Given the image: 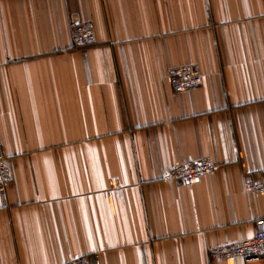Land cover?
<instances>
[{"label":"crops","instance_id":"obj_1","mask_svg":"<svg viewBox=\"0 0 264 264\" xmlns=\"http://www.w3.org/2000/svg\"><path fill=\"white\" fill-rule=\"evenodd\" d=\"M184 65L201 82L174 93ZM0 146V264H247L207 251L264 218V0H0Z\"/></svg>","mask_w":264,"mask_h":264},{"label":"built area","instance_id":"obj_2","mask_svg":"<svg viewBox=\"0 0 264 264\" xmlns=\"http://www.w3.org/2000/svg\"><path fill=\"white\" fill-rule=\"evenodd\" d=\"M70 40L75 48H84L94 39V28L90 21H75L69 23ZM202 74L196 65L172 67L167 70V81L174 93H180L199 86ZM218 164L210 157H202L190 163H180L167 168L161 175L162 181H172L179 185H191L203 175L213 172ZM11 180V171L0 146V193ZM245 189L250 193L264 195V180L248 182ZM257 230L253 237L240 242L231 243L208 249L209 259L225 260L232 257H242L245 263L264 264V218L255 224ZM63 264H100L97 255L93 259L88 256H76Z\"/></svg>","mask_w":264,"mask_h":264},{"label":"bare ground","instance_id":"obj_3","mask_svg":"<svg viewBox=\"0 0 264 264\" xmlns=\"http://www.w3.org/2000/svg\"><path fill=\"white\" fill-rule=\"evenodd\" d=\"M94 28V27H93ZM206 175V174H205ZM203 177V176H202ZM201 179V178H200Z\"/></svg>","mask_w":264,"mask_h":264}]
</instances>
